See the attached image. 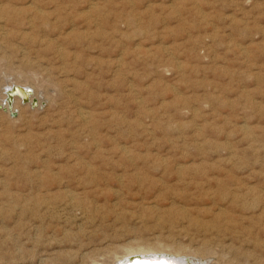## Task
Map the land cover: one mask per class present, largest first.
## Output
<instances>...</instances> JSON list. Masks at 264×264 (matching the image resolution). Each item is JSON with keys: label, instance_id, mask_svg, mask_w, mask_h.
<instances>
[{"label": "rangeland", "instance_id": "1", "mask_svg": "<svg viewBox=\"0 0 264 264\" xmlns=\"http://www.w3.org/2000/svg\"><path fill=\"white\" fill-rule=\"evenodd\" d=\"M93 1L0 0V264H264V0Z\"/></svg>", "mask_w": 264, "mask_h": 264}, {"label": "bare ground", "instance_id": "2", "mask_svg": "<svg viewBox=\"0 0 264 264\" xmlns=\"http://www.w3.org/2000/svg\"><path fill=\"white\" fill-rule=\"evenodd\" d=\"M88 1H90V0H88ZM93 1V0H92ZM95 1H97V0H95ZM97 2H99L100 3V1H97ZM87 3V2H86ZM54 5H56V4H54ZM58 5V4H57ZM87 6V5H86ZM97 6H99V5H97ZM55 7V6H54ZM94 7H96V5H95V2L93 1V2H89L88 3V6H87V9H92V8H94ZM101 8V7H100ZM38 9V8H37ZM83 9H84V7H83ZM55 10V9H54ZM40 11V10H39ZM56 11V10H55ZM89 11V10H88ZM37 12V11H36ZM81 12H82V10H81ZM85 12H86V10H85ZM99 12V11H98ZM102 12V11H101ZM101 12H99V13H101ZM57 13V12H56ZM111 13V12H110ZM43 15V13H40V15ZM87 14V13H86ZM93 14V12L91 13V15ZM97 14V13H96ZM37 15V14H36ZM82 15V14H81ZM89 16V15H88ZM109 16V15H108ZM39 17V16H38ZM100 17V15L98 16V18ZM102 17H104V16H102ZM41 18H43V17H41ZM46 18H47V16H46ZM45 18V19H46ZM92 18V17H91ZM93 18H94V16H93ZM98 18H97V20H98ZM114 18V17H113ZM39 19V18H38ZM84 19V18H83ZM90 19V18H89ZM95 19V18H94ZM104 19V18H103ZM15 20V19H14ZM43 20V19H42ZM42 20H40L41 21V23H43L42 22ZM97 20H95V22L97 21ZM45 21V20H44ZM86 21V20H85ZM84 21V22H85ZM93 21V19L91 20V22ZM98 22H100V21H98ZM117 22V21H116ZM116 22H114V23H116ZM39 23V22H38ZM37 23V24H38ZM45 23V22H44ZM43 23V24H44ZM49 23H52V22H49ZM93 23V22H92ZM101 23V22H100ZM43 24H41L42 26H43ZM102 24V23H101ZM103 24H105V23H103ZM118 24V23H117ZM115 25V26H117L118 27V25ZM40 25V26H41ZM45 26H46V23H45ZM93 26V25H92ZM101 26H103V25H100L99 26V28H101ZM111 26V25H110ZM37 27V26H36ZM44 27V26H43ZM73 27V26H72ZM83 27V26H82ZM61 28V27H60ZM86 28H87V26H86ZM86 28H85V30H86ZM112 28V27H111ZM43 29H45V28H43ZM47 29H49V28H47ZM53 29H55V27L54 28H52V31H53ZM57 29V28H56ZM68 29V28H67ZM92 29H94V26H93V28ZM103 29V28H102ZM109 29V28H108ZM115 29V28H114ZM116 29H118V28H116ZM115 29V30H116ZM64 30V29H63ZM71 30V29H70ZM90 31H93V30H91V29H89ZM104 30V33H105V29H103ZM49 31H51V30H49ZM83 31V30H82ZM111 31V30H110ZM109 31V32H110ZM62 33H64L63 31H61ZM60 32V33H61ZM95 32V31H94ZM107 32L108 31H106V35H107ZM113 32H114V30H113ZM112 32V33H113ZM69 33V32H68ZM114 33H117V32H114ZM96 34V33H95ZM62 35V34H61ZM69 35V34H68ZM91 35V34H90ZM99 35H100V32H99ZM110 36V35H109ZM114 36H116V34L114 35ZM113 38H115V37H113ZM54 40H55V38H53ZM79 39V38H78ZM84 39V38H83ZM82 39V40H83ZM52 40V39H51ZM111 40V39H110ZM56 41V40H55ZM61 41V40H60ZM113 41V40H112ZM54 42V41H53ZM48 44H49V42H48ZM57 44V43H56ZM55 45V44H54ZM57 46V45H56ZM58 46L60 47V44H58ZM58 46H57V49H56V53H57V55L59 56V57H62L63 58V54H62V51H63V49L62 48H60V49H62V50H60V49H58ZM52 47V46H51ZM52 49V48H51ZM52 51H53V49H52ZM56 53H54V54H56ZM116 55V54H115ZM57 56V57H58ZM117 56V55H116ZM66 57V56H65ZM111 58H112V56H111ZM57 59V58H56ZM60 59V58H59ZM58 59V60H59ZM115 59H118V58H115ZM57 60V61H58ZM61 60H63V59H61ZM111 60V59H110ZM65 61V60H64ZM63 61V62H64ZM112 61H113V58H112ZM59 62H60V60H59ZM63 62L61 63L62 65H63ZM110 63V62H109ZM108 63V64H109ZM114 63V62H113ZM116 63V62H115ZM98 64V63H97ZM62 65H58V66H62ZM63 66H65V65H63ZM116 67L118 66V63H117V65H115ZM96 67H97V65H96ZM111 67V66H110ZM115 67V69H117ZM59 68V67H58ZM100 68V67H99ZM112 68V67H111ZM56 69H57V67H56ZM61 69V68H60ZM98 69V68H97ZM102 69V68H101ZM62 70V72H63V70H65V68L64 69H61ZM93 71V70H92ZM106 71V70H105ZM59 72H61V71H59ZM66 71H64V73H65ZM108 72H110V70H108ZM110 73H113V72H110ZM116 73V72H115ZM114 73V74H115ZM66 74H67V72H66ZM114 74H112V75H114ZM65 75V74H64ZM63 78V77H62ZM70 79V78H69ZM64 80V79H63ZM23 82V81H22ZM21 82V83H22ZM21 83H18V82H16V81H14V82H9L8 84H6V85H4V87H3V91H2V93H0V105L2 106H0V108H2L3 110H7V112H8V114H11L12 112L13 113H15L14 111L17 109H20V107L18 108V105H19V103L21 104L22 103V105L24 104V105H31L32 107H34L36 104H37V102H36V104L35 105H32V103H31V101H32V99H35L34 98V93H33V88H31L30 86H28V85H25V83L23 84H21ZM27 83V82H26ZM12 86H19L20 88H22V89H29L30 91H31V93L27 96V100L26 101H24L21 97H19L18 95H13V96H11V97H9L8 96V93H7V90L10 88V87H12ZM70 88V87H69ZM62 89V88H61ZM62 91V90H61ZM65 91H66V89H65ZM91 93V92H90ZM67 94V93H66ZM72 95V94H71ZM87 95V94H86ZM89 95V94H88ZM65 96V95H64ZM69 96H70V94H69ZM36 97V96H35ZM91 97V96H90ZM73 98H74V96H73ZM77 98H78V96H77ZM77 98L75 97V100H77ZM80 101V100H79ZM39 102V101H38ZM73 102V101H72ZM81 102V105L82 104H84V103H82V100L80 101ZM74 103V102H73ZM38 105V104H37ZM78 106V105H77ZM86 106V105H85ZM76 107V106H75ZM78 108H79V106H78ZM76 109V108H75ZM91 110V109H90ZM20 111V110H19ZM86 112H89V111H86ZM77 113H79V115L80 116H78V117H84L85 115V110H81L80 108L78 109V111H77ZM76 113V114H77ZM112 113V112H111ZM19 114V113H18ZM87 114V113H86ZM113 114V113H112ZM115 114V113H114ZM91 116H93V114L91 115ZM111 116H114V115H111ZM110 116V117H111ZM76 117V116H75ZM74 117V118H75ZM83 117H82V119H83ZM87 117V116H86ZM85 117V118H86ZM89 117V116H88ZM77 118V117H76ZM79 118V119H80ZM77 120V119H76ZM87 120V119H86ZM88 121V120H87ZM80 123V122H79ZM93 123V122H92ZM93 129V128H92ZM95 131V130H94ZM249 187V186H248ZM252 189V188H251ZM254 189V188H253ZM252 189V190H253ZM249 190H250V188H249ZM248 190V191H249ZM256 190V189H255ZM244 191V193H245V191H246V189L245 190H243ZM248 191H247V193H248ZM251 191V190H250ZM249 191V192H250ZM256 192V191H255ZM251 193H252V191H251ZM261 195V194H260ZM260 195H258V196H260ZM262 196V195H261ZM256 197V196H255ZM254 199V201H255V198H253ZM259 199V198H258ZM261 199V198H260ZM262 199H263V196H262ZM261 199V200H262ZM253 201V200H252ZM256 205V204H255ZM260 206V205H259ZM258 206V207H259ZM262 206V205H261ZM263 207V206H262ZM262 211V210H261ZM170 226V225H169ZM161 228V227H160ZM165 239V238H164ZM134 241V240H133ZM129 242V241H128ZM140 243L142 242V244H143V241H139ZM158 242V241H157ZM126 243V242H125ZM138 243V242H137ZM139 243V244H140ZM146 243V242H145ZM130 244V243H129ZM126 245V247H124L125 248V250L123 251V255H121L120 257H118V258H116L115 259V261L112 263V264H123V262H125V260H127L128 258H130V257H132V256H139V257H141V258H145V259H142V260H140V261H135L133 264H162V262H166V264H209V261H207L205 258H201V257H191V256H188V255H190V254H188V255H186V254H179L178 252L179 251H177V248H176V251L174 252V253H171L170 251H164L163 249L162 250H160L159 251V249H158V251H152V250H149V249H144V248H142V247H138L139 245H137V247L138 248H134V247H136V245L133 247L132 245H133V243L131 244V245ZM135 244V243H134ZM148 246L149 245H151L150 243L148 244V243H146ZM146 245V246H147ZM164 245V244H163ZM178 245H181V243L180 244H178ZM159 246V245H158ZM160 246H161V244H160ZM165 246V245H164ZM168 246H169V244H168ZM118 247H119V245H118ZM150 247V246H149ZM154 247H156V245H154ZM181 247V246H180ZM184 247V246H183ZM120 248V247H119ZM161 248H162V246H161ZM167 247L165 246V249H166ZM168 249V248H167ZM121 250H123V247H122V249ZM182 250V249H181ZM182 252H184V250L182 251ZM151 255H153V256H159L157 259H152V258H150V257H148V256H151ZM117 257V256H116ZM208 258V257H207ZM240 262V261H239ZM211 264V263H210Z\"/></svg>", "mask_w": 264, "mask_h": 264}, {"label": "water", "instance_id": "3", "mask_svg": "<svg viewBox=\"0 0 264 264\" xmlns=\"http://www.w3.org/2000/svg\"><path fill=\"white\" fill-rule=\"evenodd\" d=\"M7 93H8V96L11 97L13 95H18L19 97H21L24 101L27 100V96L31 93V91L29 89H22L20 88L19 86H12L10 87L8 90H7ZM37 102L36 99H32L31 103L32 105H35ZM11 116H14L15 113H11L10 114ZM152 259H157L159 256H148ZM142 259H145V258H141L139 256H132L130 258H128L127 260H125V262H123V264H133L135 261H140Z\"/></svg>", "mask_w": 264, "mask_h": 264}, {"label": "snow or ice", "instance_id": "4", "mask_svg": "<svg viewBox=\"0 0 264 264\" xmlns=\"http://www.w3.org/2000/svg\"><path fill=\"white\" fill-rule=\"evenodd\" d=\"M162 264H166V262H162Z\"/></svg>", "mask_w": 264, "mask_h": 264}]
</instances>
